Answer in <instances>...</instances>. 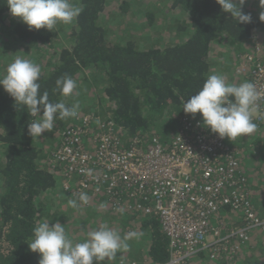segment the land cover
I'll list each match as a JSON object with an SVG mask.
<instances>
[{
  "label": "trees",
  "instance_id": "trees-1",
  "mask_svg": "<svg viewBox=\"0 0 264 264\" xmlns=\"http://www.w3.org/2000/svg\"><path fill=\"white\" fill-rule=\"evenodd\" d=\"M75 3L83 11L71 24L63 25L70 30L68 41L63 44L57 43L55 34L64 32V28H56L57 32L45 28L29 30L26 24L11 15L7 0H0V23L9 30H5V33L10 32L9 35L16 37L18 46H23V49L46 45L54 51L55 57L50 62L51 56H48L46 68L41 69L38 81L41 93L47 91L52 102L63 100L69 106L78 102L79 111L85 110L98 114L101 119L115 120L123 129L121 139L124 146L136 136L141 143H147L153 135L163 143L171 141L170 134H176L179 120L187 115L182 107L184 101L198 92L207 76L213 74L211 48L216 47L221 52L222 40L229 42L233 51L234 47L242 50L259 42L264 55V20L252 12L247 4L243 5V11L251 15V22L237 23L230 13L222 11L216 0H172V7L178 8L177 11H182L184 15L183 18L176 16L173 19L177 28L172 30L174 38L160 45L141 46L130 35L111 38L112 30L102 14L106 0H77ZM123 10H127V5ZM151 17L146 14V21H150ZM2 35L0 33V38ZM0 42L3 54L8 44L1 39ZM10 47L9 52L21 51L13 48L16 46ZM234 56L237 57V52ZM239 60L240 57L235 62ZM84 72L91 78L97 92H93L92 84L88 86L91 80L83 76ZM65 75L76 80L78 85L69 97L62 96L55 84L57 78ZM243 80L247 81L245 78ZM84 89L86 94L83 93ZM81 97L87 101V105H83L85 101ZM34 119L37 117L29 115L26 106L15 104L0 85V264H39V254L28 247L33 238V229L44 220L50 224L57 222L56 218L59 219L58 214H61L60 210L58 214L55 212L49 197L51 190L57 192L58 182L60 187L62 185L54 172L57 166L51 167L53 156L50 153L56 139L53 130L47 139V131L38 137L31 136L28 125ZM74 122L73 117H57L55 120L59 128L68 127ZM261 126L257 124V128ZM244 137L248 139L250 135L229 141L243 150ZM263 165L254 166L253 169L259 170ZM61 169L59 177H72L76 188L80 174L77 171H64L63 166ZM257 172H261V169ZM86 194L92 197L93 190H86ZM116 203L102 198L99 206L102 212L99 214L118 216L119 220L127 222L128 226H119L122 237L134 232L130 223L135 221V232L142 233L139 236L142 240L146 239L143 242L145 248L128 240V248L123 249L125 256L119 258H146V261L153 263L168 260V238L158 218L134 206L121 212L119 202ZM79 209L76 207L73 211L80 212ZM225 211H231L230 207L219 209V213ZM236 214L242 218L238 212ZM73 216L71 213L70 217ZM237 223L227 227L238 228L242 222ZM63 226L68 228L67 223H63ZM252 239L247 242L251 244ZM118 253L121 254L120 251ZM207 254L202 249L191 256L187 263L229 264L233 257V254L222 251L211 260Z\"/></svg>",
  "mask_w": 264,
  "mask_h": 264
},
{
  "label": "built area",
  "instance_id": "built-area-1",
  "mask_svg": "<svg viewBox=\"0 0 264 264\" xmlns=\"http://www.w3.org/2000/svg\"><path fill=\"white\" fill-rule=\"evenodd\" d=\"M235 69L260 93L252 111L258 124L264 118V55L259 42L240 55ZM73 118L76 122L60 131L50 153L55 174L62 173L61 166L80 174L74 196L91 189L89 199L103 195L119 204L124 197L137 201L134 207L154 214L168 238V260L129 264H187L202 249L212 260L222 251L233 254L240 242L248 241L252 229H264V220L249 206L244 189L240 192V148L202 126L200 115L182 117L169 143L153 135L145 144L136 136L126 146L115 120L84 110ZM60 181L63 186L73 184L72 177ZM150 195L151 204L144 199ZM223 206L242 216L238 228L224 227L221 232L218 213Z\"/></svg>",
  "mask_w": 264,
  "mask_h": 264
},
{
  "label": "clouds",
  "instance_id": "clouds-1",
  "mask_svg": "<svg viewBox=\"0 0 264 264\" xmlns=\"http://www.w3.org/2000/svg\"><path fill=\"white\" fill-rule=\"evenodd\" d=\"M216 2L237 23L251 22V15L243 11L245 0ZM7 5L11 15L26 24L29 30L45 28L55 31L58 23L71 24L83 11L73 0H7ZM260 19L264 20V12L260 14ZM40 75L38 64L17 56L0 76V85L15 104L26 106L29 115L39 117L28 125L29 134L36 137L45 131H52L57 117H75L79 110L78 102L70 106L63 100L52 102L47 91L41 93ZM246 80L239 84L229 83L223 74L213 73L207 76L198 92L184 101L183 111L192 116L199 113L202 126L220 138L227 137L231 141L242 135H251L257 130L252 111L260 93L252 82ZM55 84L64 97L73 95L78 87L76 80L67 75L57 78ZM81 171L91 174V170ZM77 199L86 204L89 197L80 192ZM77 199L69 200V206L77 207ZM120 211L123 212V209ZM140 235L142 233L128 232L122 237L117 230L101 224L88 234V239L74 243L67 237L63 224H50L44 220L34 227L28 247L39 254V264H93V261L99 264L100 261L115 258L119 250L128 248V240Z\"/></svg>",
  "mask_w": 264,
  "mask_h": 264
},
{
  "label": "rangeland",
  "instance_id": "rangeland-1",
  "mask_svg": "<svg viewBox=\"0 0 264 264\" xmlns=\"http://www.w3.org/2000/svg\"><path fill=\"white\" fill-rule=\"evenodd\" d=\"M75 1L77 0H73L74 3ZM106 2L107 4L102 14H104L103 17L109 25L110 30H112L111 33L113 34V36L111 38H123L127 35H130V38L134 40L136 44L141 46L160 45L162 43L170 41L172 38H174V33L172 32V30L177 29L174 25L173 19L176 16H179L181 18L184 17L182 11L179 12L177 11L178 8L172 7V0H106ZM245 4L248 5L249 9L252 12L258 15L264 12V5H262L264 4V0H245ZM126 5L128 10H126L127 12L123 10ZM146 14L148 16L152 15L150 21L148 22L146 21ZM63 25V23H58L56 26V28H64V32L55 34L58 44H63L68 41L70 30L69 27H63ZM5 30L9 31L8 28H4L0 23V33H3V37H1L0 39L6 41L8 44L5 53L2 54L0 51V72H2V74L4 73L6 66L10 64L17 56L32 60L34 63L38 64L41 69L46 68V59L48 56H51L50 62L52 61V58L55 57L53 56L54 51L48 48V46L46 45H42L31 50L23 49V46H18L16 37H13V35H9L10 32L5 33ZM4 43L5 42H3V44ZM220 45V47L223 48H220L221 52H219L217 50L218 48L216 47L211 48V54L213 55V58L211 59L213 73L223 74L226 77L227 82L239 84L238 79L240 78V75L239 73H235L234 69L237 62L234 64V61L235 59L239 58L241 52H244L247 48L241 50L240 47H234L235 50L233 51L230 43L225 40H222L220 42ZM10 46H16L13 48L20 49L21 51L17 52L16 50V52H9L8 49ZM0 50L4 49L0 48ZM236 52L237 57L234 56ZM83 74L85 78H89L91 80L90 77H87L85 75V72ZM83 76H81L80 78H82ZM91 84L92 80L88 86H90ZM92 89H94L93 92L98 91V89L93 84ZM83 93H87L85 89ZM81 99L83 98L81 97ZM83 100L86 102V104L84 103L83 105H87V101L85 99ZM38 118L39 117H37V119ZM261 124L262 126L260 128H257V130L252 133L248 139L244 137L245 143L243 142L244 145H242L244 147L243 150L240 149L241 161L239 166V175L240 178H242V186L241 188H239L240 192H243L244 189L245 196L250 200V202H248L249 206L251 205L255 215L261 217L264 220V165L263 167L259 168V170H250V167L248 165L250 160H253L254 164L256 160L260 162V165L264 164V119L260 122V125ZM62 129L63 128H59L57 124H55L52 132L54 138L56 139V142H54L53 145H56L57 141L59 142V133ZM49 133L50 131L46 132V139L49 138ZM172 136L173 133L170 134L171 139ZM247 154H253V156L250 157L249 160H247ZM260 169L261 172H257L260 171ZM59 175L60 173H57L56 178H58L60 181ZM234 180H236V178ZM60 183L62 182L60 181ZM251 185L256 186L254 191H251V189H249V186ZM52 191L53 190L49 192V197L51 199L50 203L53 207H55V212L57 214L59 213V210L61 212V214H58L59 219L56 218L57 222L61 224L67 223L68 228H65L66 235L74 243L80 242L81 239H88V234L98 229L101 224H106L110 228L115 229L118 232L119 226H128V223L119 220L118 216L109 215L108 217H105L99 214V212H102L99 206L100 201L102 200V198H104L103 195H101V197L97 196L94 199L91 198L85 204L83 202H80L77 199V196H73L74 187L71 183H68L67 186H63L62 184L60 187L58 182L57 192L53 193ZM152 198L153 197L150 195L145 197L144 199L151 204ZM71 199H77V202H79L77 203V207L80 208L79 210L81 212V215L78 210L73 211L74 208L69 206L68 201ZM138 199L141 200L140 197ZM135 202L137 201L124 197V199L119 204V209L132 208ZM141 204L144 203L141 202ZM71 213L74 215L73 217H70ZM219 214H221L220 218L222 219L220 227H223L221 228V232L224 230V227L230 226L232 224L237 225V222H240L239 216L233 210L229 212H220ZM218 223L213 221L214 225H218ZM130 225L131 230L135 232L137 230V228L135 227V221L130 223ZM249 233L250 236L248 241L253 238L250 242H252L251 244H253L254 246L251 245L250 249H248L246 246H240V242L239 249L233 253V257L231 258V260H233L235 257H238L241 250H244V248L245 254L249 253L252 255V253H250L252 250L255 254H262V250L264 249V229L262 231L252 229ZM258 236H261L262 240L258 239V241L256 242ZM130 240L138 244L140 248H145L143 242H145L146 239L142 240V238L134 237ZM245 243H247V241L243 242L241 245ZM131 248L136 250L135 246H132ZM119 251L121 252V254L117 253L115 258H109L104 261H100L99 264H117L116 262H118V264H129L131 263V261H133L119 258L120 256H125L123 249ZM142 260L146 261V258ZM231 260L229 261V264H233ZM263 262L264 256H262L259 264H262ZM93 264H97V262L93 261Z\"/></svg>",
  "mask_w": 264,
  "mask_h": 264
},
{
  "label": "crops",
  "instance_id": "crops-1",
  "mask_svg": "<svg viewBox=\"0 0 264 264\" xmlns=\"http://www.w3.org/2000/svg\"><path fill=\"white\" fill-rule=\"evenodd\" d=\"M229 54H232V53H229ZM235 63L236 62L234 61V64ZM243 78L244 77H242V78L240 77L238 79L239 83L244 82ZM85 104H86V102H85ZM252 156H253V154H247V160H249V158L252 157ZM248 165H249L250 170H251V169L254 168V166L260 165V162L259 163L255 162V164H254L253 160H250ZM255 187L256 186H252L251 185V186H249V189H251V191H254ZM258 239L262 240L261 236H258L256 242L258 241ZM251 245L254 246L253 244H249L247 242V243L243 244V247L246 246L248 249H250ZM244 250H245V248H244ZM244 250L242 249V251L240 252L239 257L236 259V261L234 259L231 260V262H233V264H239L241 261L243 262L242 264H259L260 261H261L262 256H264V249L262 250V254L263 255L262 254H255L253 250L250 252V253H252V255L249 254V253L245 254ZM116 263L118 264V262H116ZM262 264H264V262Z\"/></svg>",
  "mask_w": 264,
  "mask_h": 264
},
{
  "label": "bare ground",
  "instance_id": "bare-ground-1",
  "mask_svg": "<svg viewBox=\"0 0 264 264\" xmlns=\"http://www.w3.org/2000/svg\"><path fill=\"white\" fill-rule=\"evenodd\" d=\"M263 105H264V104H263ZM199 115H200L199 113L196 114V116H199ZM263 119H264V118H263ZM263 119H262V120H263ZM260 122H261V121H260ZM260 122H259V123H260ZM187 264H188V263H187Z\"/></svg>",
  "mask_w": 264,
  "mask_h": 264
}]
</instances>
